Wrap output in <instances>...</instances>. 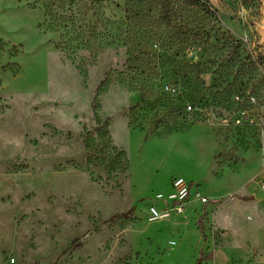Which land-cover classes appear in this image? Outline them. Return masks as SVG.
Instances as JSON below:
<instances>
[{"label": "rangeland", "instance_id": "rangeland-1", "mask_svg": "<svg viewBox=\"0 0 264 264\" xmlns=\"http://www.w3.org/2000/svg\"><path fill=\"white\" fill-rule=\"evenodd\" d=\"M263 143L264 0H0V264H264Z\"/></svg>", "mask_w": 264, "mask_h": 264}, {"label": "trees", "instance_id": "trees-1", "mask_svg": "<svg viewBox=\"0 0 264 264\" xmlns=\"http://www.w3.org/2000/svg\"><path fill=\"white\" fill-rule=\"evenodd\" d=\"M194 1H200V0H194ZM95 107H96V103L94 100V108ZM106 129H107V122H104L102 126H99L98 123V127L96 131L99 133L104 132L106 134ZM83 137L85 138L87 148L90 150V153L92 155L90 156L91 159H93L94 161H99L107 158V162H108L107 166L111 172L124 173L126 171L128 161L126 158V154L123 151H118L115 147L111 145V142L109 140H106L104 143L98 144L95 147H91L89 145L88 134L85 133ZM111 153H113V156ZM132 212H133V207L125 214L114 215L110 220L113 221L118 218H123V219L128 218L132 214ZM69 248L74 250L79 249L80 245H75L74 247L73 245H70L67 249ZM204 259L207 258L205 257ZM204 259L198 258L195 264H200Z\"/></svg>", "mask_w": 264, "mask_h": 264}, {"label": "built area", "instance_id": "built-area-1", "mask_svg": "<svg viewBox=\"0 0 264 264\" xmlns=\"http://www.w3.org/2000/svg\"><path fill=\"white\" fill-rule=\"evenodd\" d=\"M262 148L264 150V143L262 144ZM262 157L264 159V152ZM258 185L261 191L264 193V180L260 181ZM171 187L172 191L170 194H168L166 199H163L162 195L157 194L156 200H165L168 203L169 210L171 209L175 212V214H181L183 213L185 204L188 203L192 186L188 183H185L183 179L178 178L171 183ZM194 197L195 200L201 204H206L208 202L206 197H201L197 192L194 194ZM150 212L152 220H162L167 217V213L164 214L163 211L152 209ZM223 234L224 233L221 231L218 232L220 237H222Z\"/></svg>", "mask_w": 264, "mask_h": 264}, {"label": "crops", "instance_id": "crops-1", "mask_svg": "<svg viewBox=\"0 0 264 264\" xmlns=\"http://www.w3.org/2000/svg\"><path fill=\"white\" fill-rule=\"evenodd\" d=\"M192 202H193L192 199L189 198V199H188V203L185 204V207H184V213H183L182 215H186V216L189 215L188 213H189L190 211L188 212L187 205H191ZM197 204L204 205V204H201V203H197ZM193 208H194V207H193ZM191 209H192V208H191ZM186 211H187V212H186ZM185 213H187V214H185ZM182 215L180 214V215H176V216H177V218H180V217L182 218V217H183ZM177 218H176V219H177ZM171 220L174 221V222L176 221L175 219H171ZM171 224H172V223H168V229L170 228ZM216 251H218V250H216ZM216 251H215V252H216ZM213 253H214V252H213ZM225 256H228V257H226V261H227V263L229 262V264H231V258H230V256L227 255V254H226ZM212 257H213V255H212ZM212 257H211V258H212ZM206 258L209 259L210 257H206ZM213 258H214V257H213ZM213 258H212V259H213ZM212 264H215V262L212 261Z\"/></svg>", "mask_w": 264, "mask_h": 264}, {"label": "bare ground", "instance_id": "bare-ground-1", "mask_svg": "<svg viewBox=\"0 0 264 264\" xmlns=\"http://www.w3.org/2000/svg\"><path fill=\"white\" fill-rule=\"evenodd\" d=\"M159 220H161V219H155V220L151 219L152 222H156V221H159Z\"/></svg>", "mask_w": 264, "mask_h": 264}]
</instances>
